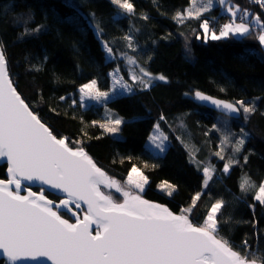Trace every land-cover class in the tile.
I'll return each mask as SVG.
<instances>
[{"label":"trees","instance_id":"16d2710c","mask_svg":"<svg viewBox=\"0 0 264 264\" xmlns=\"http://www.w3.org/2000/svg\"><path fill=\"white\" fill-rule=\"evenodd\" d=\"M132 3L135 14L129 16L118 15L120 10L110 0H0V40L4 42L14 86L58 138H67L70 147H75L77 140L81 141L97 166L110 177L122 182L133 165L145 163L143 172L150 184L142 193L143 198L167 206L176 214L201 191L202 168L214 167L213 180L190 219L201 223L207 208L222 198L227 202L223 214L231 215L233 224L225 226L221 235L235 245H240L247 235L252 251L257 247L264 251V205L253 200L254 190L242 193L239 187L245 175L257 186L264 180V47L252 36L243 40L230 37L207 42L197 39V34L202 36L203 33L199 27L203 19L214 17L212 25L217 33L219 27L231 19V14L218 3L202 14L200 20L191 19L184 24L172 17L178 10L189 7L190 0H159V8L152 0H132ZM228 4L247 9L264 21L257 2L229 0ZM93 13L104 29L102 39L114 41L111 45L114 51L126 50L153 75H165L167 83L155 81L149 90L137 89L135 95H118L105 105L89 107L73 115L71 109L65 113V102L80 85L96 79L101 90H108L109 73L118 64L128 79L124 60L105 58L101 42L90 24ZM141 13L147 14L149 19H141ZM37 25L45 27L38 33L21 36L25 26L35 28ZM130 29H133L136 52L127 49L122 39ZM33 66H38L39 70ZM195 91L231 102L260 97L258 110L248 121L244 120L242 112L237 119L225 117L201 106L193 97ZM62 96L64 100L60 99ZM109 110L112 118L120 117L125 121L119 134H104L99 127L107 122ZM161 114L167 121L161 122V129L168 134L170 146L164 154L157 155L148 150L145 143ZM181 121L182 128L179 127ZM241 128L249 135L241 153L234 154L231 144L240 137ZM177 136L185 141L187 148ZM224 136H229L231 141L224 145L225 160H239L228 174L223 173L225 160L214 155L220 151ZM245 155L249 157L247 163ZM6 168V162L0 159L2 179L7 176ZM163 181L177 186L173 197L158 190L157 185ZM101 190L110 193L116 202H122L123 197L114 189L101 187ZM34 191L41 189L37 187ZM45 194L59 200L50 192ZM252 204L254 211L249 207ZM61 213L70 218L67 213Z\"/></svg>","mask_w":264,"mask_h":264},{"label":"snow or ice","instance_id":"6c2138e0","mask_svg":"<svg viewBox=\"0 0 264 264\" xmlns=\"http://www.w3.org/2000/svg\"><path fill=\"white\" fill-rule=\"evenodd\" d=\"M110 2L120 10L118 15L135 14L132 0ZM226 2L190 0L189 7L178 10L172 19L180 24L191 19L200 20L214 4L223 6ZM254 2L264 7V0ZM152 3L159 8V0H152ZM227 12L231 14V19L219 27L218 33L212 25L215 18H206L199 24L202 36L197 34L196 38L207 42L230 37L243 40L252 36L264 47V21L259 15H252L238 5L229 6ZM92 17L90 24L107 59L115 61L123 58L129 69L131 83L120 75L119 64L109 73L112 77L111 92L119 90L121 95H135L137 89L149 90L155 81L167 83L165 75H153L126 50L114 51L111 46L114 41L102 39L104 29L96 21L94 13ZM141 19L148 20L149 17L141 13ZM24 23L27 25V21ZM44 27L25 26L21 36L38 33ZM132 32L133 29H130L122 39L126 41L127 49L136 52ZM186 50L190 52L187 45ZM33 67L39 70L38 66ZM79 93L81 107L88 100L103 103L109 99V92L100 91L96 79L80 85ZM194 97L198 101L209 102L224 113L239 115L242 112L245 121L257 112V101L260 99L254 97L252 101L229 102L200 91H196ZM76 103L73 100V104ZM161 122H167L163 114L153 125L147 142V149L157 155L164 154L170 146L169 136L161 129ZM122 123L125 121L120 117L112 118L109 110L107 122L99 124V127L104 134H119ZM183 126L181 121L179 127ZM248 135L241 128L240 137L234 144H231L229 136H224L220 151L214 155L225 160L223 152L226 144H231L234 154L241 153ZM176 139L188 147L180 136ZM75 144V147H70L67 138H57L13 87L4 42L0 40V158L6 160L8 175V179H0V261L3 264H28L41 259L44 264H264V251L259 247L252 251L247 235L240 245L221 235L225 226L233 224L231 215L225 217L223 214L222 209L227 202L222 198L216 199L207 208L201 223L196 224L190 219L213 180L214 167L202 168L204 179L201 191L196 192L191 203L176 214L162 204L143 198L142 193L150 181L140 168L133 165L124 185H121L97 166L81 141L77 140ZM190 156L194 161V155L190 153ZM248 159L245 155L244 162L247 163ZM238 163V159L225 160L223 173H230L232 166ZM197 167L200 165L197 164ZM24 180L39 182L41 191L36 193L29 187L27 194L21 195ZM101 187L115 189L122 195V202H116ZM239 187L242 193L254 190L253 200L264 205V180L257 186L245 175ZM157 188L168 197H173L178 191L177 186L168 181L161 182ZM49 190L64 198L58 203L50 200L45 194ZM82 206H86V211L80 218L78 210ZM249 207L254 211V204ZM61 210L75 217V223L65 219ZM253 227L259 232L255 222Z\"/></svg>","mask_w":264,"mask_h":264},{"label":"rangeland","instance_id":"374dc122","mask_svg":"<svg viewBox=\"0 0 264 264\" xmlns=\"http://www.w3.org/2000/svg\"><path fill=\"white\" fill-rule=\"evenodd\" d=\"M228 1L229 0H227V2L225 3V5H223V6H221L226 12H227V8L230 6V4H228ZM200 2H202V0H200ZM216 4H214V6H215ZM213 6V7H214ZM259 8H260V6H258ZM102 46V45H101ZM104 51V50H103ZM105 58L107 59V57H106V54H105ZM120 59H122L123 60V58H120ZM108 60V59H107ZM113 70V69H112ZM111 70V71H112ZM110 71V72H111ZM126 71H127V74H128V71H129V69H128V66L126 67ZM120 75L121 76H123L124 77V75H123V73H122V71H120ZM124 79L125 80H127L128 82H130L131 83V80H130V77H129V74H128V79H126L125 77H124ZM110 82H111V85H110V87L108 88V90H106V92H109V99H112V98H114V97H116V96H118V95H121V94H118L119 93V90H117V92L116 93H113V92H111L110 91V89L112 88V77H111V80H110ZM99 88V87H98ZM99 90L100 91H103V90H101L100 88H99ZM70 96H68V98H67V100H66V102H65V107L67 106V108L65 109V113H69V109H71V113L73 114V115H77V113L81 110V111H83V110H86L87 108H89V107H92V108H95L96 106H98V105H100V104H102V105H105V102H103V103H97V102H95V101H90V100H88V101H85V104H84V106L83 107H81L80 106V103H79V101H80V93H79V88L76 90V92H74V93H71V94H69ZM108 99V100H109ZM73 100H76L77 101V103L76 104H73ZM107 100V101H108ZM80 111V112H81ZM153 131V127H152V130L150 131V133ZM149 133V134H150ZM165 134H167V133H165ZM168 135V134H167ZM147 142H148V138H147V140H146V145H147ZM152 153H154V154H156L155 152H153V151H151ZM146 166V164L145 163H141L140 164V166H137L138 168H140L142 171H143V167H145ZM115 179V178H114ZM126 179H127V176H126ZM126 179L124 180V181H122V182H120V181H118L117 179V181L121 184V185H124V183H125V181H126ZM106 189V188H105ZM108 190V189H107ZM110 190V189H109ZM112 190V189H111ZM115 190V189H114ZM118 195L120 196V197H122V195L120 194V193H118ZM79 212V214H80V216L82 215V213H83V210H80V211H78Z\"/></svg>","mask_w":264,"mask_h":264},{"label":"water","instance_id":"95a60500","mask_svg":"<svg viewBox=\"0 0 264 264\" xmlns=\"http://www.w3.org/2000/svg\"><path fill=\"white\" fill-rule=\"evenodd\" d=\"M9 78H10V76H9ZM11 79V78H10ZM13 87H15L14 86V84H13ZM16 88V87H15ZM17 90V89H16ZM18 92V91H17ZM196 92V91H195ZM194 92V93H195ZM201 92V91H200ZM19 93V92H18ZM194 93H193V97H194ZM203 93V92H202ZM204 94L205 95H208V96H211V95H209V94H207V93H205L204 92ZM211 97H213V98H215V99H219V100H224V101H229V102H231L230 100H228V99H222V98H220V97H218V96H211ZM22 99H23V97H21ZM194 99H195V97H194ZM196 100V99H195ZM25 101V100H24ZM198 101V100H197ZM25 103H26V101H25ZM198 103L201 105V106H203V107H206V108H208V109H210V110H213L214 112H217V113H220L221 115H223V116H228V117H230V118H232V119H237V118H239L240 117V115H241V113L239 114V115H237V114H228V113H224L222 110H219V109H217L214 105H211L209 102H202V101H198ZM27 104V103H26ZM30 109H31V107H30ZM32 110V109H31ZM42 121V120H41ZM43 122V121H42ZM44 123V122H43ZM46 124V123H45ZM47 126V125H46ZM51 129V128H50ZM58 138V137H57ZM3 162H6V160L4 159V158H0ZM94 160V159H93ZM95 162V161H94ZM7 164V163H6ZM6 173H7V168H6ZM0 179H2V178H0ZM6 179H8V175L5 177V179L4 180H6ZM31 188V190L33 191V192H36V191H34V188H40L41 189V185L39 184V182H32V181H26V180H24V181H22V189H21V195H26L27 194V189L28 188ZM45 188L47 187V186H44ZM40 191H38V192H36V193H39ZM46 192H50L51 193V190H49V191H46ZM54 195V194H53ZM58 198H59V200L60 199H62V198H64L63 196H59V195H56ZM48 198L50 199V200H53L54 202H56V203H58L59 202V200L58 201H56V200H54V199H52V198H50L49 196H48ZM146 199V198H145ZM147 200V199H146ZM155 203H157V202H155ZM74 207V206H73ZM167 207V206H166ZM170 209V208H169ZM80 210H83V213H82V215L80 216V214H79V212H78V215L80 216V218H83V215H84V212L86 211V206H82V208L80 209ZM80 210H78V211H80ZM171 210V209H170ZM62 212H63V210H61ZM172 211V210H171ZM173 212V211H172ZM178 214V213H177ZM69 216H70V214H68ZM65 218V217H64ZM65 219H69V221L71 222V223H75V217H72V216H70V218H65ZM93 228H94V226H93ZM28 264H44V261H43V259H41V260H38V261H35V262H28ZM49 264H50V262H49Z\"/></svg>","mask_w":264,"mask_h":264},{"label":"built area","instance_id":"2783aa9c","mask_svg":"<svg viewBox=\"0 0 264 264\" xmlns=\"http://www.w3.org/2000/svg\"><path fill=\"white\" fill-rule=\"evenodd\" d=\"M252 1H254V0H252ZM258 5L260 6V9H261L262 13L264 14V7H261L260 3H258Z\"/></svg>","mask_w":264,"mask_h":264}]
</instances>
